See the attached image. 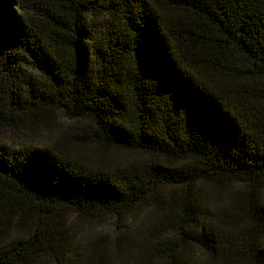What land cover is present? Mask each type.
<instances>
[{"label": "trees", "instance_id": "obj_1", "mask_svg": "<svg viewBox=\"0 0 264 264\" xmlns=\"http://www.w3.org/2000/svg\"><path fill=\"white\" fill-rule=\"evenodd\" d=\"M0 264H264V0H0Z\"/></svg>", "mask_w": 264, "mask_h": 264}]
</instances>
